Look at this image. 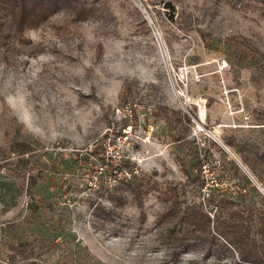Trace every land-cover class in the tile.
<instances>
[{
  "label": "rangeland",
  "instance_id": "rangeland-1",
  "mask_svg": "<svg viewBox=\"0 0 264 264\" xmlns=\"http://www.w3.org/2000/svg\"><path fill=\"white\" fill-rule=\"evenodd\" d=\"M85 3L87 17L61 8L23 32L29 42L0 37V255L11 264H233L237 248L223 237L201 232L183 247L167 235L184 227L157 216L173 199L200 202L211 230L216 216L234 217L261 242L260 0ZM7 21L1 10L0 34ZM109 160L137 172L110 185Z\"/></svg>",
  "mask_w": 264,
  "mask_h": 264
},
{
  "label": "trees",
  "instance_id": "trees-1",
  "mask_svg": "<svg viewBox=\"0 0 264 264\" xmlns=\"http://www.w3.org/2000/svg\"><path fill=\"white\" fill-rule=\"evenodd\" d=\"M260 2V10L264 14V0H260ZM61 8L70 10L74 19L85 18L92 11L91 6L86 5L85 0H0V11L2 10L7 15L9 27V31L2 32L0 37L3 38L2 40H7L11 35H14L19 40L29 42L30 38L23 36V32L26 29L39 27ZM128 86L129 83L125 81L121 90V100H125L123 93ZM201 183L203 184V180ZM226 201L225 198H219L217 203ZM233 212L231 210L228 213L232 214ZM211 220L209 212L202 209L200 202L182 208L176 204L174 199L157 216V221L173 222V226L179 224L184 227L183 234L174 237H170L171 234L167 235L178 245L192 247L198 236L197 233L203 232L208 234V239L211 242H216L221 236L234 248H237L238 259L234 260L233 264H264L263 218L257 229L261 242L251 235L250 226L245 220L216 216L213 230L210 227Z\"/></svg>",
  "mask_w": 264,
  "mask_h": 264
},
{
  "label": "built area",
  "instance_id": "built-area-1",
  "mask_svg": "<svg viewBox=\"0 0 264 264\" xmlns=\"http://www.w3.org/2000/svg\"><path fill=\"white\" fill-rule=\"evenodd\" d=\"M111 161L113 162V160L107 161L106 162L107 165L104 166V167H109L106 168V170H108V172L110 173L109 176L110 185H115L118 184L119 182L128 181L131 178V176L134 175L133 173L137 172L136 168L133 167L128 168L126 166H121L118 162L116 164H113L114 162L111 164ZM108 162L110 163V165L108 164ZM94 185L96 184L94 183ZM0 264H11V261L8 258H3L0 255Z\"/></svg>",
  "mask_w": 264,
  "mask_h": 264
},
{
  "label": "water",
  "instance_id": "water-1",
  "mask_svg": "<svg viewBox=\"0 0 264 264\" xmlns=\"http://www.w3.org/2000/svg\"><path fill=\"white\" fill-rule=\"evenodd\" d=\"M230 152V151H229ZM231 156L235 159V161L242 166L243 169H245V167L243 166V164L239 161V159L232 153L230 152ZM247 171V170H246ZM248 173V172H247ZM248 175L252 178V176L250 175V173H248Z\"/></svg>",
  "mask_w": 264,
  "mask_h": 264
},
{
  "label": "bare ground",
  "instance_id": "bare-ground-1",
  "mask_svg": "<svg viewBox=\"0 0 264 264\" xmlns=\"http://www.w3.org/2000/svg\"><path fill=\"white\" fill-rule=\"evenodd\" d=\"M204 112V111H203ZM226 150L229 152V150L227 149V147H226ZM230 153V152H229Z\"/></svg>",
  "mask_w": 264,
  "mask_h": 264
}]
</instances>
